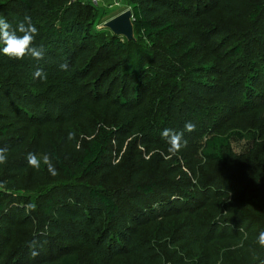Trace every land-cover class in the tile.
Returning a JSON list of instances; mask_svg holds the SVG:
<instances>
[{"label": "trees", "instance_id": "1", "mask_svg": "<svg viewBox=\"0 0 264 264\" xmlns=\"http://www.w3.org/2000/svg\"><path fill=\"white\" fill-rule=\"evenodd\" d=\"M129 2L133 39L126 40L91 27L87 1L0 0V13L13 27L31 17L39 30L35 46L45 50L43 60L0 54V147L9 150L8 163L0 165V182H6L0 189V261L20 215L24 222L31 216L33 232L8 251V264L19 258L63 264L83 245L90 258L105 263L124 256L137 264H208L224 243L238 264H264L257 230L264 228V191L253 199L244 186L222 201L234 187L227 185L238 181L237 166L228 137L215 133L253 107L245 95L264 96V0ZM199 11H218L224 22L199 23ZM182 27L194 29L184 34ZM196 41L202 50L212 47L214 54L205 51L209 62L197 58ZM64 62L69 68L61 71ZM37 67L47 73L43 82L33 78ZM97 106L115 116L94 124L75 154L40 143L39 128L83 119ZM188 121L196 129L184 137L205 136L202 165L191 168L188 184L175 171L140 178L137 169L118 186L105 184L131 134L162 143L165 128L184 131ZM39 152L49 154L58 176L19 192L27 183L26 157ZM254 157L251 175L260 181L264 149ZM177 215L183 218L169 231ZM32 251L40 258L31 260Z\"/></svg>", "mask_w": 264, "mask_h": 264}, {"label": "rangeland", "instance_id": "2", "mask_svg": "<svg viewBox=\"0 0 264 264\" xmlns=\"http://www.w3.org/2000/svg\"><path fill=\"white\" fill-rule=\"evenodd\" d=\"M87 1L92 10L93 18L91 20V27L97 31H104L105 34H110V31L106 29L102 23L111 16L119 13L124 9H129L131 3L129 0H113L111 4H93L92 0ZM197 22H224V18L218 11H212L209 13H202L199 11L197 16ZM190 26V25H189ZM188 27H182L180 32L187 34ZM194 48L198 49L197 58L202 62L207 63L210 61L209 57L205 56V51L211 53L212 47L206 45L202 50V46L198 41L195 42ZM245 99L250 103L252 101L253 107L237 114L234 117L227 119L220 125V128L215 130V133L220 136H227L230 143V147L234 156V160L237 166V180L236 183H230L227 186L233 185V189L227 192L226 197L222 200H226L229 195H235L240 192L242 187H246L250 191V197L253 199L264 191V171L260 176V181H256L251 175L252 168L256 165L257 160L254 154L258 150L264 149V96H254V94L245 95ZM251 103V104H252ZM109 116H115L111 110H105L101 106L97 108H90L83 119L73 120L72 123H66L62 125H44L37 130V134L40 138V143L46 144L52 143L54 147L59 149L61 153L75 154L80 147L83 140L86 139L87 133L91 131L94 124L98 125L101 120L107 119ZM41 134V135H40ZM32 133L30 132L31 136ZM71 136V138H69ZM205 136L199 137H184L187 141L186 146L180 149L175 154L168 151L169 145H165L167 142L160 141H148L145 136L131 134L126 138L120 150L118 151L116 158L112 161L115 165L113 172L105 178V184L109 187H115L120 185L127 176V173L131 169L139 170V177L148 176L154 174L174 173V177L188 184L192 180L191 168L198 170L202 162L200 161V151L203 148V141ZM37 155L42 156L43 153L39 152ZM58 175L52 176L48 173L46 167L41 164L39 170L28 167L26 169V182L24 189H19V192L27 193L28 184L35 183L36 186H42L43 180L53 181ZM189 191L188 188L185 189ZM261 191V192H260ZM257 196V197H258ZM182 214V213H181ZM9 217H7L8 219ZM183 218L182 215H177L169 219L167 224L169 231L179 223ZM23 221V216H16L13 221V229L8 237L6 248L3 251V258L0 264H8L5 258L8 251L15 248H19L33 232L34 221ZM27 220V219H26ZM33 221V222H32ZM159 233H163L165 230L157 229ZM259 232L264 231L261 224L258 229ZM154 232V231H151ZM79 245V244H77ZM220 244L219 251L214 253V258L208 264H238L239 259L234 253L229 252V248ZM84 245L80 246L78 250H73V255H68L63 264H137L133 261H127L124 256L117 257L109 262H103L99 259L90 258L85 252ZM41 251L46 252V247L40 248ZM211 250V249H210ZM201 256H206L204 247L200 248ZM219 254V255H218ZM222 256V260L219 261V256ZM16 256V255H14ZM39 251H32L30 259L37 260L40 258ZM221 260V259H220ZM26 264L23 258H19L16 262L10 264ZM163 264H168L167 262Z\"/></svg>", "mask_w": 264, "mask_h": 264}, {"label": "clouds", "instance_id": "3", "mask_svg": "<svg viewBox=\"0 0 264 264\" xmlns=\"http://www.w3.org/2000/svg\"><path fill=\"white\" fill-rule=\"evenodd\" d=\"M38 35L39 30L32 22L30 16L25 15L13 27L8 19L0 13V54L15 60H22L25 56H29L34 60H43L45 57L44 48L42 46H35V40ZM68 68L67 62L59 65L61 71H66ZM33 78H39L43 82L47 79V73L43 68L37 67L33 73ZM195 129L196 125L191 121L185 123L184 131L165 128L161 132V136L169 145L168 151L175 154L186 146L187 141L184 138V132L190 133L195 131ZM8 151L6 147H0V165L8 163ZM26 160L27 164L32 168L39 170L41 164H43L49 174L52 176L58 175V171L49 154L39 156L35 153H28ZM5 187L6 182H0V189H4ZM258 242L261 246H264V231L259 234Z\"/></svg>", "mask_w": 264, "mask_h": 264}, {"label": "water", "instance_id": "4", "mask_svg": "<svg viewBox=\"0 0 264 264\" xmlns=\"http://www.w3.org/2000/svg\"><path fill=\"white\" fill-rule=\"evenodd\" d=\"M131 19L130 10L124 9L106 19L102 25L108 29L111 34L122 36L126 40H130L133 39Z\"/></svg>", "mask_w": 264, "mask_h": 264}, {"label": "crops", "instance_id": "5", "mask_svg": "<svg viewBox=\"0 0 264 264\" xmlns=\"http://www.w3.org/2000/svg\"><path fill=\"white\" fill-rule=\"evenodd\" d=\"M93 4H111L113 0H92Z\"/></svg>", "mask_w": 264, "mask_h": 264}]
</instances>
